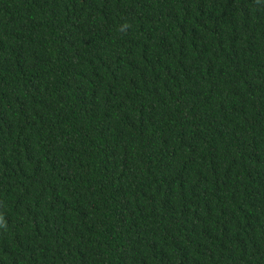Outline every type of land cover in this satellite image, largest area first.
I'll list each match as a JSON object with an SVG mask.
<instances>
[{
    "label": "trees",
    "instance_id": "16d2710c",
    "mask_svg": "<svg viewBox=\"0 0 264 264\" xmlns=\"http://www.w3.org/2000/svg\"><path fill=\"white\" fill-rule=\"evenodd\" d=\"M0 264H264V0H0Z\"/></svg>",
    "mask_w": 264,
    "mask_h": 264
}]
</instances>
